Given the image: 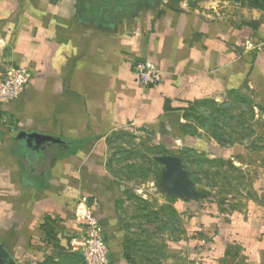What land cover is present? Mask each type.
Instances as JSON below:
<instances>
[{"label":"crops","instance_id":"1","mask_svg":"<svg viewBox=\"0 0 264 264\" xmlns=\"http://www.w3.org/2000/svg\"><path fill=\"white\" fill-rule=\"evenodd\" d=\"M222 3L2 0L0 78L17 66L31 72L24 93L0 104V243L12 264H85L78 237L89 215L101 225L109 264H148L151 234L125 218L131 197L147 202V218L135 209L145 225L166 206L184 219L180 237L164 245L152 238L173 263L264 264V201L212 210L206 196L164 190V167L139 184L115 169L120 143L153 148L154 162L196 153L258 177L264 153L221 144L190 115L236 93L264 113V16ZM141 61L161 73L157 85H140ZM21 132L65 145L29 143Z\"/></svg>","mask_w":264,"mask_h":264},{"label":"rangeland","instance_id":"2","mask_svg":"<svg viewBox=\"0 0 264 264\" xmlns=\"http://www.w3.org/2000/svg\"><path fill=\"white\" fill-rule=\"evenodd\" d=\"M221 1L225 2L227 8L225 10H229V12L238 11L244 17L254 13L258 15L259 19H261V14L264 16V0ZM1 2L2 0H0ZM4 70L6 69L2 68L0 60V72L2 73ZM8 71L1 76L0 80L7 75ZM254 103L251 95L236 93L230 96L229 101L224 104L212 102L194 106L195 112L190 115L199 126L205 128L207 133L220 140L221 144L231 145L239 142L262 157L264 153V113L259 109L254 111ZM189 132L193 131L190 130ZM124 141L132 142L130 138H125ZM113 146L117 155L115 169L133 183L138 182L137 184H139L149 176L148 174L158 176L164 167L163 164L158 161L154 162L151 158L153 153L159 152L147 145H140L138 148H125L117 143ZM183 160L184 169L188 172L189 179L193 183V190L198 194L197 197L206 196V201L212 210L222 212L230 210L231 212L235 208L245 207L249 201L251 203L264 201V178L259 175L264 174V161L262 170L260 169L258 172V177L256 175L250 177L248 172L242 170V167L235 166L233 162L211 160L196 153L184 154ZM177 197L179 198V196ZM146 203L145 200L131 197L127 213H124L125 218L130 221L131 225H135L133 226L134 229H147L151 234L150 238H147L148 233L144 235L148 239L146 245H149V248L144 251L148 256L147 259H143L144 262L148 264H170L172 262L170 257L168 258L164 252L160 253L158 246L151 248L154 243L152 238L155 236L158 239L161 236L162 245H164L163 239L166 236L180 237L181 234H184L182 232L185 224L184 219L180 217V213L175 215L174 210H170L166 206L167 209H163L161 217L159 215L154 217L150 212L155 220L153 219L150 221L151 223L145 225L144 223H148V221L143 218H147L149 213ZM137 205L141 206L140 216L143 218H135ZM160 242L156 241L155 243ZM152 254H155V257H150ZM172 264L183 263L179 261L177 263L172 262Z\"/></svg>","mask_w":264,"mask_h":264},{"label":"built area","instance_id":"3","mask_svg":"<svg viewBox=\"0 0 264 264\" xmlns=\"http://www.w3.org/2000/svg\"><path fill=\"white\" fill-rule=\"evenodd\" d=\"M134 71L143 87H153L161 81V73L142 61L135 64ZM30 79L31 72L27 67L17 66L10 69L0 80V104L20 97ZM3 124H6V120L0 115V126ZM102 234L99 221L93 215H89L78 237V247L85 264H109V247Z\"/></svg>","mask_w":264,"mask_h":264},{"label":"water","instance_id":"4","mask_svg":"<svg viewBox=\"0 0 264 264\" xmlns=\"http://www.w3.org/2000/svg\"><path fill=\"white\" fill-rule=\"evenodd\" d=\"M19 139H25L29 143H37L44 145L47 143L65 145V142L59 138H55L40 133L21 132L18 135ZM164 165V171L161 177V185L164 190L174 193L184 199H192L198 196L193 190V183L190 181L188 172L184 169V165L178 156H165L157 159ZM0 263L12 264V260L0 243Z\"/></svg>","mask_w":264,"mask_h":264}]
</instances>
